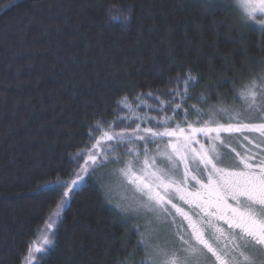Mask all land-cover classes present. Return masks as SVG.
Wrapping results in <instances>:
<instances>
[{
    "label": "trees",
    "instance_id": "1",
    "mask_svg": "<svg viewBox=\"0 0 264 264\" xmlns=\"http://www.w3.org/2000/svg\"><path fill=\"white\" fill-rule=\"evenodd\" d=\"M203 2L0 0V264H22L63 192L42 185L72 179L89 130L117 121L118 101L165 94L191 73L183 107L194 119L192 104L232 108L264 77V28L233 0ZM121 8L126 25L110 16ZM101 180L73 194L38 264H140L135 224Z\"/></svg>",
    "mask_w": 264,
    "mask_h": 264
},
{
    "label": "snow or ice",
    "instance_id": "2",
    "mask_svg": "<svg viewBox=\"0 0 264 264\" xmlns=\"http://www.w3.org/2000/svg\"><path fill=\"white\" fill-rule=\"evenodd\" d=\"M240 4L248 18L255 20L257 13L264 16V0H240ZM201 6L216 7L207 0ZM110 16L115 23L129 21L123 8ZM260 27L264 28V22ZM189 81L195 82L191 73L183 81L178 79L167 100L161 99L166 94L151 91L135 97V108L151 109L156 115L137 114L125 97L118 106L129 109L131 115L118 113V120L107 128L97 125L89 130L91 147L77 154L84 164L77 162L74 178L61 181L57 176L42 185L55 194L63 192L45 221L42 243L28 245L22 264H38L44 257L54 244L53 230L70 194L110 158L119 163L118 152L129 157L119 173L143 197L140 206L175 229L176 243L171 248L157 244L144 249L141 264H257L253 252L264 253V78L253 79L239 93L247 115L215 109L227 117L223 123L204 115L195 104L190 106L195 118L190 119L189 108L183 107ZM182 107V112L177 111ZM177 118L182 123H174ZM233 140L242 151L232 146ZM149 145H155V152L149 151ZM222 149L235 154L233 166L222 165ZM158 160L166 166L161 167ZM176 216L181 218L179 223Z\"/></svg>",
    "mask_w": 264,
    "mask_h": 264
},
{
    "label": "rangeland",
    "instance_id": "3",
    "mask_svg": "<svg viewBox=\"0 0 264 264\" xmlns=\"http://www.w3.org/2000/svg\"><path fill=\"white\" fill-rule=\"evenodd\" d=\"M236 9L238 12H240L243 16L244 19L250 22V24L256 28H261L260 25L262 22H264V16L261 14L257 13L256 14V19H250L246 16L243 8L241 7L240 0H233ZM264 78V77H263ZM181 81L186 79L184 78H179ZM196 81V80H195ZM177 82V81H176ZM195 82L189 81V87L193 85ZM177 87L174 85L170 89L167 90L165 93L166 95H162L161 99H169L170 98V90ZM180 89L182 90L184 85L183 83H180L179 85ZM156 94V93H155ZM188 95V94H187ZM187 98V96L185 97ZM177 101H179V97L176 98ZM237 101H234L232 103L233 107L232 108H226L229 113H235V112H242L244 115H247L248 113L244 111L245 105L244 102L236 99ZM149 103H152V99L148 98ZM129 104L133 105L134 111L139 114L143 115L145 111L149 112L150 115H156V112L151 110V109H143V108H135V104L137 103L136 100L134 101H128ZM235 106V107H234ZM171 107V105H169ZM120 115L125 116V115H131L129 109L127 108H121L120 107ZM179 112H182V109L177 110ZM210 112L209 115L206 116H213L215 119L220 120L221 123L225 121L227 118L226 116L219 115V113H215L214 110H208ZM213 112V113H212ZM171 114V113H169ZM216 114L218 116H216ZM190 119H193L190 117ZM174 123H182V121L177 118ZM103 128H107L108 124H99ZM144 125H142L143 127ZM117 131H119V128H116ZM94 135H98L94 133ZM225 135V134H222ZM249 136H255L256 134L253 133H248ZM201 137H198L200 139ZM206 142V141H205ZM232 146L235 147L238 151H242L240 148V144L233 140ZM246 144V142H244ZM89 148L91 147V144L88 146ZM161 148L163 146L161 145ZM149 151L150 152H155V145H149ZM84 152V151H83ZM81 152V153H83ZM118 155L121 156V160L119 163L111 160L102 166L96 167L94 172H91L90 176H85L84 180L80 183L79 187L75 188L73 192L70 194L68 198L67 204L63 207V212L68 205L69 201L71 200L73 194L81 188L88 180L89 177H97L98 180H101L100 184L102 185L101 188L103 189L104 195L107 199L108 204H110L115 210H117L120 214H122L125 219L133 221L135 225H133L136 229V232L139 235L138 238V246L140 249H142V252L144 253V257L140 260L141 261L145 258V252L144 249H149L151 250L153 246L159 245L160 247H168L171 248L173 244L176 243L174 232L175 229L170 225V223L162 222L161 220L157 219L156 215L152 212L146 211L145 208L140 206V202L143 200V197H140L138 193L134 191L131 185L127 184L124 178L120 175L119 169L124 166V163L126 160L129 159L128 156H125L123 152H118ZM234 153H231L229 149H222V160L221 163L223 166H228L231 167L233 166L236 161L234 160ZM142 159V157H141ZM80 166L84 164V159L81 156L76 157V171H79L78 163ZM158 163L160 164L161 167L166 166V162L164 161H159ZM91 171V170H90ZM74 178V176L72 177ZM135 197V199H134ZM176 203L180 204L182 207L187 209V205H183L182 202L180 201H175ZM119 205V208L117 207ZM124 209V211H122ZM63 215V213H62ZM173 215H176L174 210H173ZM170 219V218H169ZM177 222L179 223L181 218L179 216H176ZM61 219L57 222L55 229L53 230L54 236L53 239L55 238V233L56 229L60 223ZM186 227V224H185ZM46 228V224L41 228L35 242L37 243H42V238L43 235L45 234L42 230ZM141 241L143 243L141 244Z\"/></svg>",
    "mask_w": 264,
    "mask_h": 264
},
{
    "label": "flooded vegetation",
    "instance_id": "4",
    "mask_svg": "<svg viewBox=\"0 0 264 264\" xmlns=\"http://www.w3.org/2000/svg\"><path fill=\"white\" fill-rule=\"evenodd\" d=\"M253 255L255 256L257 264H264V253L253 252Z\"/></svg>",
    "mask_w": 264,
    "mask_h": 264
}]
</instances>
